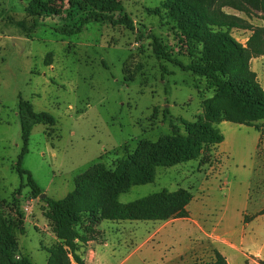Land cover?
I'll list each match as a JSON object with an SVG mask.
<instances>
[{"label":"rangeland","instance_id":"rangeland-1","mask_svg":"<svg viewBox=\"0 0 264 264\" xmlns=\"http://www.w3.org/2000/svg\"><path fill=\"white\" fill-rule=\"evenodd\" d=\"M30 1L0 0V208L14 226L17 256L47 264L56 238L42 198H63L78 175L99 162L113 167L140 140L170 134L172 125L184 130L181 119L202 116L203 100L214 92L204 78L155 53L158 39L184 64L192 59L174 33L164 6L168 0H104L96 8L101 16L89 18L84 5L70 15L67 0H46L63 11L42 16L35 26L40 16L26 12ZM222 9L252 28L264 26L260 10L230 4ZM124 15L132 26L120 22ZM82 17L87 19L78 31ZM231 32L242 44L252 33ZM250 65L264 88V55ZM20 100L56 121L34 124L21 162L42 197H31L27 177L17 170L23 147ZM255 124L217 123L223 142L196 159L157 166L154 181L122 192L119 201L128 203L162 190L189 189V217L102 219V234L91 245L93 264H203L214 259L217 234L236 244L233 263L252 264L258 252L264 260V120ZM200 236L207 240L194 246Z\"/></svg>","mask_w":264,"mask_h":264},{"label":"trees","instance_id":"trees-1","mask_svg":"<svg viewBox=\"0 0 264 264\" xmlns=\"http://www.w3.org/2000/svg\"><path fill=\"white\" fill-rule=\"evenodd\" d=\"M103 2L67 0L66 4L70 15L82 9L83 5L89 8V18L101 16L96 8ZM227 4L264 12V0H168L164 4L174 33L179 41L185 42L192 59L184 64L167 52L158 39L154 43L155 53L204 78L206 87L214 94L203 100L202 116L191 121L181 119L184 130L172 125L170 134L157 140H140L136 149L127 151L126 156L118 159L113 167L99 162L78 175L74 189L63 198L55 199L48 195L42 198L47 205L45 216L52 222L56 238L49 249L47 264H86L82 246L89 240V233L93 232L92 225L102 219L167 221L188 217L187 206L193 194L186 188L162 190L128 203L120 202L118 197L133 185L154 181L157 166H173L196 159L208 147L223 142L225 137L217 123L230 121L255 126L256 121L264 120V88L250 65L252 58L264 55V26L252 28L244 20L226 13L222 8ZM62 11L63 6H55L46 0H31L26 6L29 15L40 16L33 26L42 16H55ZM86 19L81 18L78 31ZM119 20L132 26L128 16L124 15ZM233 28H250L252 33L246 44L232 35ZM19 116L23 147L17 170L22 179L27 177L31 197L36 198L44 192L32 174L21 167V162L28 151L34 124L52 126L56 121L49 113L36 111L30 102L24 100L19 103ZM18 215L21 216L20 212ZM18 224L22 230L21 217ZM13 227L0 208V264H33L27 255L17 256L19 243ZM203 264L229 263L217 251L213 261Z\"/></svg>","mask_w":264,"mask_h":264},{"label":"crops","instance_id":"crops-1","mask_svg":"<svg viewBox=\"0 0 264 264\" xmlns=\"http://www.w3.org/2000/svg\"><path fill=\"white\" fill-rule=\"evenodd\" d=\"M100 222H101V220L92 225L93 232L89 233V240L86 243H84L82 246L81 251H82V255H83V258H84L86 264H93V262H94L95 251L92 249L91 245L95 241V237H94L95 234L101 233V231L99 230ZM87 224L90 225L91 223H87ZM202 228H203L202 225L199 223V231ZM207 235H208V233H207ZM214 239L215 240L213 241V250H215V252H217V251L220 252L226 258V260L228 261L229 264H235L233 262H235L234 260L236 258V255L233 253L232 249L237 248L236 244H234V242L230 238L223 237L220 234H217ZM196 240H197V242L194 244V246L197 245L198 247H200L202 245L203 241L207 240V238L206 237L204 238V236H200ZM215 252L214 251L212 252L214 259H215ZM256 259H252V264H264V260H262L261 254L259 252L256 254ZM213 260H211V261H213Z\"/></svg>","mask_w":264,"mask_h":264},{"label":"water","instance_id":"water-1","mask_svg":"<svg viewBox=\"0 0 264 264\" xmlns=\"http://www.w3.org/2000/svg\"><path fill=\"white\" fill-rule=\"evenodd\" d=\"M45 194H41V196L40 197H42V196H44Z\"/></svg>","mask_w":264,"mask_h":264}]
</instances>
